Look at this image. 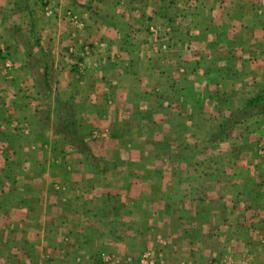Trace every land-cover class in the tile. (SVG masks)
Masks as SVG:
<instances>
[{
  "label": "crops",
  "instance_id": "crops-1",
  "mask_svg": "<svg viewBox=\"0 0 264 264\" xmlns=\"http://www.w3.org/2000/svg\"><path fill=\"white\" fill-rule=\"evenodd\" d=\"M28 46L47 48L38 76ZM2 49L0 264H134L142 246L165 264L261 263L264 0H0ZM44 65L47 113L105 129L92 140L129 165L41 183L26 161L12 182L8 160L36 141L10 129L38 115Z\"/></svg>",
  "mask_w": 264,
  "mask_h": 264
},
{
  "label": "rangeland",
  "instance_id": "rangeland-1",
  "mask_svg": "<svg viewBox=\"0 0 264 264\" xmlns=\"http://www.w3.org/2000/svg\"><path fill=\"white\" fill-rule=\"evenodd\" d=\"M19 38H21L23 43H33L34 41V35L28 34V37L26 33L24 35H20V31L15 32ZM25 51H28L30 54L29 61L31 62L33 69V72L36 76H38L39 71L42 70V62L49 65V58H48V52L47 48H40L38 50L34 47L32 50L31 46H28L25 48ZM0 58L3 60L0 64V70L4 71V73L7 71L8 68H10L12 65V61L10 59L8 50L2 49L0 50ZM39 56L40 59H36L34 56ZM4 60L8 61V65L6 66L4 64ZM76 65L78 66L79 70L82 69V65L77 62ZM42 83L43 87H41L40 91H37L33 97L35 98L34 105H38L35 107V111L37 110L38 115L36 114L33 117H30V119L23 118L21 120H25L27 123L26 125H21L19 127H12L10 129V132L13 133L12 135L19 134V135H25L24 137L28 136L35 138V142H31L33 147H30L28 150L26 148H22V150H27L30 154V156L27 157V159H22V161L19 158H13L11 157L8 160V166L10 170L12 171L11 177L13 178L14 182L16 178L19 179L20 173L16 172L15 167L18 166L22 162H28V166L25 168V165H22V168H24L27 173V179L31 182H54L51 178L54 175V172L58 170L59 172L64 171L66 166H73L74 168H88L89 169H98V167H104L106 170L112 169L111 167H115L118 164H121L123 166L129 165L128 160H121V162L117 161L112 155L114 153L115 149H118V144H115L114 142H106L103 144L102 142L95 141L92 139H97L99 135H102V133H106L105 129L102 131L100 129H97V127L89 128L90 131L83 132L82 129H77L75 126L71 125L69 126L67 123L69 121H65V115L62 113V109H60L59 118H55L54 114H48L47 113V103H55V98L51 94H44L40 92H44V88L46 85L43 84V81H40L39 78V84ZM34 90H32L33 92ZM53 93V92H52ZM61 102V101H60ZM65 104V101L63 102ZM60 104V103H59ZM62 104H60L61 106ZM71 112V111H70ZM12 122V119H9L8 122ZM28 122L30 124V128H28ZM24 128L23 131H17L16 128ZM70 128V130H69ZM111 129V128H109ZM108 129L107 134H110V130ZM73 130V131H71ZM101 133V134H100ZM44 144H41V141H45ZM30 143V144H31ZM29 144V145H30ZM41 144V147L40 145ZM17 146V144L12 143L10 145V148ZM121 150H128L129 145L126 144H120ZM126 147V149L124 148ZM128 147V149H127ZM207 149V154L210 153ZM102 152V153H99ZM144 152V151H143ZM144 154V153H143ZM205 152H203V155H207ZM0 160V164H1ZM7 163V162H6ZM142 165L145 163L144 155L143 159L140 161ZM209 163V161H207ZM31 164V165H30ZM160 164V163H159ZM134 165H137V163H134ZM141 165V164H140ZM61 170V171H60ZM42 172L46 173V175L39 176ZM110 176H114L109 171L108 178ZM56 181V180H55ZM246 225V224H245ZM254 242L257 243V237H254ZM260 245L264 247V242H260ZM143 248H149L153 251H157L158 249L155 247H149V246H142L139 248L138 251H140ZM159 251V250H158ZM138 253V252H137ZM137 255V254H136ZM136 257V256H135ZM216 264L217 262L214 261ZM135 264V260H134ZM261 264V263H259Z\"/></svg>",
  "mask_w": 264,
  "mask_h": 264
},
{
  "label": "built area",
  "instance_id": "built-area-1",
  "mask_svg": "<svg viewBox=\"0 0 264 264\" xmlns=\"http://www.w3.org/2000/svg\"><path fill=\"white\" fill-rule=\"evenodd\" d=\"M89 46L84 45L82 46L80 52L81 54H87L89 52ZM4 64L7 66L8 61L4 60ZM262 242H264V236L261 239ZM135 264H165L164 260L162 258L161 253L157 251H153L149 248H143L140 251H138L136 257H135ZM213 264H216L215 262ZM261 264H264V258L261 261Z\"/></svg>",
  "mask_w": 264,
  "mask_h": 264
},
{
  "label": "trees",
  "instance_id": "trees-1",
  "mask_svg": "<svg viewBox=\"0 0 264 264\" xmlns=\"http://www.w3.org/2000/svg\"><path fill=\"white\" fill-rule=\"evenodd\" d=\"M34 43H35V44L38 43L37 38H34ZM37 47H39V46H37ZM39 49H40V47H39ZM46 68H47V66L44 65L43 76H42V81H43V84H44V85H47V84H48V76L46 75V71H45Z\"/></svg>",
  "mask_w": 264,
  "mask_h": 264
}]
</instances>
